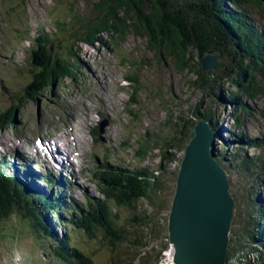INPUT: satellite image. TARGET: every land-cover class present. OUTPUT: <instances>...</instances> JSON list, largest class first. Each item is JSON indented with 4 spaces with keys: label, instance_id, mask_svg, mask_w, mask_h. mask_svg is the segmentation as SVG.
Here are the masks:
<instances>
[{
    "label": "rangeland",
    "instance_id": "obj_1",
    "mask_svg": "<svg viewBox=\"0 0 264 264\" xmlns=\"http://www.w3.org/2000/svg\"><path fill=\"white\" fill-rule=\"evenodd\" d=\"M90 1L0 0V140L4 136L13 141L30 138L38 146L41 140L48 142L51 136H59L72 142L70 127L85 139L81 153L83 164L74 175L76 187L71 189L67 199L63 197L68 196L66 192H61L63 195L59 193L65 208H71L69 203L82 209L86 198L100 197L93 174L99 172L102 165L114 163L125 168L143 165L155 168L159 159L151 156L139 162L133 157V149L143 138L144 129L164 120L165 110L174 114L177 122L179 117L184 119L188 127L195 122L193 115L196 109H201L203 114L212 116L216 124L214 129L218 126L221 132L222 138H215L214 148L227 153H245L253 157L256 164L264 165L263 149L246 144L251 139L258 144L264 137V91L258 92L252 99L243 97L241 106L237 107L223 100L220 88L236 90L230 84L237 72L234 70L236 66L229 61L230 57L220 56L219 66L224 71L212 76L210 86L202 90L196 86L193 73L178 72L169 61L159 63L157 56L147 50L145 40L132 34L126 35L117 44L105 36L103 44L93 47L78 45V49H74V64L79 73L76 80L62 83L55 90L57 95H50L49 102L40 100L36 105L21 104L16 110L14 125L5 123L2 115H8L12 107L20 104L19 98H23L22 92L29 82V50L34 37L53 33L56 20L69 23V6L75 8L74 12L82 20L92 17V9L87 6ZM181 1L183 6L190 8V13L203 5L201 0ZM153 2L143 0L140 10L149 15ZM158 2L165 9H173L170 1ZM179 6L181 8V4ZM242 8L252 24L264 32V14H258L249 4H244ZM72 27L77 29L78 25L72 23ZM192 54L193 64L199 65L198 50L194 49ZM134 73L137 74L140 92L134 97L138 104L131 106L133 90L125 79ZM254 82L258 87H264V70H255ZM101 99L107 106L105 110L99 109ZM232 115L237 117L236 126L246 132L247 138L229 134ZM178 156L181 158L183 155ZM32 168L37 170L36 165ZM259 171L249 179L237 173L228 175L230 193L237 196L240 203L233 219L236 222L232 223L229 233L226 262L230 264H257L256 251L259 247L252 242L253 237L257 238V229L251 216V206L256 193L253 187L262 184V181L264 183V173ZM9 176L18 182V175L13 173ZM167 185L170 188L165 194L139 200L135 210H117V223L125 228L127 235L125 240L114 245H109L100 233L91 239L82 234L77 236L73 227L58 222L55 216L51 228L58 238L68 231L72 242L91 258L92 264H174V249L168 240L167 223L175 186L172 183ZM47 191L42 193L48 194ZM31 192L36 193L30 188L26 190L29 196ZM258 193L263 194L264 188H259ZM68 209L64 211L68 212ZM115 211L113 208L112 213ZM62 217L68 220L69 213ZM0 232L8 233L6 238L0 239V264H50L51 261L57 264L44 256L41 243H36L35 235L29 230L22 229L18 218L1 224ZM17 243L18 250L15 249Z\"/></svg>",
    "mask_w": 264,
    "mask_h": 264
},
{
    "label": "trees",
    "instance_id": "obj_2",
    "mask_svg": "<svg viewBox=\"0 0 264 264\" xmlns=\"http://www.w3.org/2000/svg\"><path fill=\"white\" fill-rule=\"evenodd\" d=\"M142 1L91 0L87 6L92 9V17L84 20L74 12L73 6H69V23L56 20L53 33L34 37L29 50V82L22 92L23 98H19L20 104L12 107L8 115H2L3 121L14 125V116L21 104L36 105L40 100L49 102L50 95H57L55 90L62 83L75 81L79 73L74 64V49L77 50L78 45L93 47L103 44L105 36L113 39L116 44L128 34L144 39L147 50L157 56L159 63L169 61L176 71L193 73L196 86L202 90L210 86L212 78L197 63L193 64V50L199 49L202 54L222 51V55L230 57V63L236 66L233 67L237 72L230 80L236 90L220 88L219 93L223 100H228L233 106H241L243 97L252 99L258 92L264 91V87H258L254 82L255 70H264V32L252 24L248 13L242 8L244 4H249L258 14H264V0H201V9H194L193 13H190V8L182 5L181 0H165L173 4V9H165L159 4L160 0H154L149 15L140 10ZM72 23H76L78 28L74 29ZM60 33H64V36H60ZM218 68L213 76L224 71L220 66ZM125 82L133 90L130 105H137V100H134L140 92L137 74L129 75ZM200 110L196 109L193 115L195 122L188 127L184 119L179 117L177 122L174 114H168L165 110L164 120L144 129L143 138L133 149V157L137 161L143 162L154 156L160 160L158 165L155 168L146 165L125 168L114 163L102 165L100 171L93 174L100 197L86 198L82 209L73 207L69 211L68 220L62 217L66 211L58 215L54 213L53 205L58 204L55 201L50 202L37 191L31 192L30 196L28 193L24 195L14 185L0 181V225L18 218L22 229L29 230L35 235L36 243H41L44 256L57 264H92L91 258L72 242L68 231L61 238L55 236L51 222L57 217L55 220L58 222L73 227L77 236L82 234L88 239L96 238L97 233H100L109 245L125 240L127 232L117 223V210H135L139 200L165 194L170 188L168 183L175 186L182 158L178 155H183L192 138L196 120L202 118L209 123L218 139L219 128L217 126L214 129L216 124L212 116ZM232 117L229 134L247 138L246 132L236 126L237 117ZM246 144L258 146L264 151V137L258 144L253 139ZM214 157L228 175L237 173L249 179L259 170L264 173V165L256 164L254 158L245 153L221 152L216 147ZM253 188L256 193L251 216L255 220L257 238L253 237L252 242L259 247L256 251L257 264H264V193H258L259 188H264L263 181ZM233 197L238 211L239 200L234 194ZM113 208L116 209L114 213ZM7 234L0 232L1 241Z\"/></svg>",
    "mask_w": 264,
    "mask_h": 264
},
{
    "label": "water",
    "instance_id": "obj_3",
    "mask_svg": "<svg viewBox=\"0 0 264 264\" xmlns=\"http://www.w3.org/2000/svg\"><path fill=\"white\" fill-rule=\"evenodd\" d=\"M197 50L201 70L212 77L223 52ZM214 146L213 129L198 118L180 161L168 215L174 264H226L236 201Z\"/></svg>",
    "mask_w": 264,
    "mask_h": 264
},
{
    "label": "bare ground",
    "instance_id": "obj_4",
    "mask_svg": "<svg viewBox=\"0 0 264 264\" xmlns=\"http://www.w3.org/2000/svg\"><path fill=\"white\" fill-rule=\"evenodd\" d=\"M106 107L104 99H101L99 109L105 110ZM69 130L72 142L66 141L64 137L51 136L53 139L50 138L48 142L41 140L38 146H35L36 143L30 138L14 139L13 141L8 136H4L0 140V165L3 166V176H7L5 183L14 185L24 194L26 193L24 186L31 188L30 186L34 183L38 192H41L42 189V192H45L47 189L48 195H50L53 191L57 193L65 190L69 197L71 189L76 187L74 175L83 164L81 153L83 146L85 147V139L79 136L76 131L74 132L73 127H70ZM220 133L218 132L219 135ZM214 135L216 138L215 132ZM219 135L216 140H220L221 135ZM57 143L65 147L66 154L64 156L59 154L60 149L55 145ZM73 148L75 150H72ZM68 156H73L76 159L75 165L68 159ZM25 163L29 165L25 166ZM32 165L37 166L36 171H33ZM13 173L18 175V182L11 180L9 175ZM3 176L1 175L0 179ZM25 176L30 180L28 181ZM44 184H47L48 187H45Z\"/></svg>",
    "mask_w": 264,
    "mask_h": 264
}]
</instances>
